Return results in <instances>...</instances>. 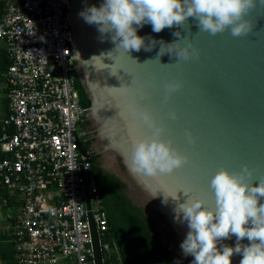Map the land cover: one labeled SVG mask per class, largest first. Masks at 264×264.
<instances>
[{
    "label": "water",
    "instance_id": "1",
    "mask_svg": "<svg viewBox=\"0 0 264 264\" xmlns=\"http://www.w3.org/2000/svg\"><path fill=\"white\" fill-rule=\"evenodd\" d=\"M66 1L73 70L81 90L84 142L126 262L191 264L193 257L185 256L180 248L187 224L175 219L177 201L169 198L165 202L163 194L167 198L183 188L212 206L214 195L209 182L221 167L237 171L247 164L254 169V183L264 178V7L249 13L253 30L239 37L232 36L230 29L214 36L199 32L191 17L184 26L159 33L146 23L138 28V34L145 37V47L126 53L115 49L111 33L101 38L97 26L89 25L79 15L86 5L99 6L103 0ZM176 31L181 37L173 35ZM182 37L191 39L200 50L198 56L177 61L166 52L158 57L159 43L146 50L152 40L171 43ZM104 63L114 64L116 75H111L112 67ZM173 80L182 81V87L165 102L164 85ZM121 86H129L128 100L147 107L165 125L163 138L171 139L174 147L190 157L163 178L171 188H164L163 194L147 190L125 166L124 154L133 131L124 119V98L113 88ZM171 110L177 113L175 120L168 117ZM186 129L191 130L195 143H188ZM149 131L142 126L143 134ZM151 183L158 186L155 180ZM83 193L93 260L100 264L86 187ZM177 195L179 202L187 199L183 190ZM235 243V236H231L220 241L218 247ZM241 243L249 241L245 238ZM241 258V254H234L232 264H239Z\"/></svg>",
    "mask_w": 264,
    "mask_h": 264
},
{
    "label": "built area",
    "instance_id": "2",
    "mask_svg": "<svg viewBox=\"0 0 264 264\" xmlns=\"http://www.w3.org/2000/svg\"><path fill=\"white\" fill-rule=\"evenodd\" d=\"M1 1L0 44L9 62L0 120V204L6 206L7 197L14 201L15 215L6 211L5 217L15 264H95L84 187L100 264H119L111 256L115 248L100 239L106 218L88 182L67 1Z\"/></svg>",
    "mask_w": 264,
    "mask_h": 264
},
{
    "label": "clouds",
    "instance_id": "3",
    "mask_svg": "<svg viewBox=\"0 0 264 264\" xmlns=\"http://www.w3.org/2000/svg\"><path fill=\"white\" fill-rule=\"evenodd\" d=\"M258 7H264V0H103L99 6L86 5L79 15L89 25L97 26L101 38L111 33L115 49L128 53L145 47V37L138 34V28L146 23L159 33L165 28L184 26L191 17L199 32L214 36L230 29L234 37L247 35L254 27L249 13ZM173 35L181 37V32ZM156 43L160 44L158 57L167 52L177 57V61L189 60L200 51L188 37L171 43L152 40L148 44L152 46L146 50ZM107 66L112 67L111 75H116L114 64ZM127 87H113L124 98V119L133 131L129 150L124 154L125 166L147 190L163 194L164 188L171 190L163 178L186 164L190 157L174 147L171 139L163 138L165 125L153 112L127 99ZM181 87L179 80L165 83L164 101ZM168 117L175 120V110L169 111ZM142 126L150 131L143 134ZM185 136L188 143H195L190 129L185 130ZM253 175L254 169L247 164L237 171L224 167L217 170L209 182L214 195L212 206H207L202 196H193L183 188L167 198L163 194L165 202L169 198L177 201L175 219L187 224L188 232L180 248L185 256L193 257L191 264H232L234 254H241L239 264H264V178L254 183ZM153 180L158 186L151 183ZM180 190L187 196L183 202H179L177 195ZM231 236L236 238L235 246L218 247L220 241ZM245 238L248 244L241 243Z\"/></svg>",
    "mask_w": 264,
    "mask_h": 264
},
{
    "label": "trees",
    "instance_id": "4",
    "mask_svg": "<svg viewBox=\"0 0 264 264\" xmlns=\"http://www.w3.org/2000/svg\"><path fill=\"white\" fill-rule=\"evenodd\" d=\"M73 85H74V88L76 89L77 96H78V103L81 107V90H80V85H79V80L77 78V74L74 71H73ZM81 125H82V122H81ZM84 144H85V142H84ZM1 155L2 154L0 153V156ZM88 173L90 175V178H91L93 184L95 185L96 191L99 195V205H100V208H101V210H102V212L106 218L107 228L104 231V233L100 236V239H101V241L108 242V244L112 248L113 247L115 248L116 255L112 254L111 256L112 257L116 256V259H117V261H119V264H127L125 256H124L122 248H121V245L119 243L118 237L116 235L115 229L113 227L111 218L109 216L108 210H107L105 202L103 200L101 191H100L98 183L96 181L94 172L92 170L91 163H90ZM1 193H2V195L6 196L5 192L2 191ZM7 198H8L7 205L6 206H2L1 204L0 205L3 208L8 209L9 212L12 213L10 215L13 216V215H15L14 214L15 211H14V207H13L14 201H13L12 197H7ZM0 264H15L14 257H13V243L11 241L10 235L7 232L4 234H0Z\"/></svg>",
    "mask_w": 264,
    "mask_h": 264
},
{
    "label": "crops",
    "instance_id": "5",
    "mask_svg": "<svg viewBox=\"0 0 264 264\" xmlns=\"http://www.w3.org/2000/svg\"><path fill=\"white\" fill-rule=\"evenodd\" d=\"M2 7H3V2L0 0V14L2 12ZM8 62L9 61L5 54L4 47L3 45L0 44V120L5 115V108H6V101H7V84L5 80V70L8 65ZM1 208L3 209V214L0 217V234H4L7 232L6 231L7 230V220L5 217V212L9 210L3 208L2 206Z\"/></svg>",
    "mask_w": 264,
    "mask_h": 264
},
{
    "label": "rangeland",
    "instance_id": "6",
    "mask_svg": "<svg viewBox=\"0 0 264 264\" xmlns=\"http://www.w3.org/2000/svg\"><path fill=\"white\" fill-rule=\"evenodd\" d=\"M88 175H89V173H88ZM89 181H92L91 180V178H90V175H89V178H88V182ZM2 214H3V209L0 207V217L2 216ZM4 226V225H3ZM5 227H6V225H5ZM56 264H74L72 261H70V260H66V259H59L57 262H56Z\"/></svg>",
    "mask_w": 264,
    "mask_h": 264
}]
</instances>
